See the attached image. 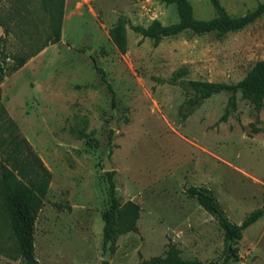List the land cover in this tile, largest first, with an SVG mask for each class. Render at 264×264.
<instances>
[{"label": "rangeland", "instance_id": "1", "mask_svg": "<svg viewBox=\"0 0 264 264\" xmlns=\"http://www.w3.org/2000/svg\"><path fill=\"white\" fill-rule=\"evenodd\" d=\"M221 1L234 17L264 2ZM190 2L195 17L217 16L210 0ZM0 15L11 29L0 43L9 53L44 42L40 0H0ZM121 17L125 53L109 33ZM179 19L177 4L163 0H66L62 40L0 79L10 117L0 121V144L25 138L52 174L36 221L41 264H102L108 255L110 264H139L173 245L188 259L223 263L228 251V264H264V215L229 247L217 218L187 194L192 185L211 188L236 223L264 208V107L241 92L229 105L232 92L223 91L188 109L200 95L192 81L237 83L264 60V15L241 30H186L159 44L133 28ZM106 155L120 201L140 207L136 229L114 249L104 242ZM12 241L0 236V264H25Z\"/></svg>", "mask_w": 264, "mask_h": 264}, {"label": "trees", "instance_id": "2", "mask_svg": "<svg viewBox=\"0 0 264 264\" xmlns=\"http://www.w3.org/2000/svg\"><path fill=\"white\" fill-rule=\"evenodd\" d=\"M163 1L168 4H177L180 16L178 22L163 24L161 21L155 20L148 26L133 25V28L142 33L144 37L153 38L155 44H159L164 37L178 35L186 30L200 34L210 32L226 34L230 31L241 30L264 15V2L246 15L234 17L229 14L221 0H210L217 10V16L211 19H199L194 15L190 0ZM40 4L48 21V31L44 42L34 49L14 54L9 53L5 47H0V79L5 76L8 69L20 70L43 49L62 40L66 0H40ZM127 24L128 20L121 17L109 31L112 40L122 53L127 52L128 49ZM0 25L4 29L0 43H6L11 29L1 15ZM94 64L103 80L107 81L105 70L99 66L95 58ZM191 84L200 95L191 101L188 109L199 104L201 99L209 98L223 91H231L229 105L234 106L236 93L241 92L243 98L248 99L257 111H261L264 107V60L258 61L237 83L192 81ZM109 88L113 92L115 102V92L110 83ZM230 113L231 109L228 107L222 120H226ZM5 119H10V117L0 100V121ZM106 175L109 181L110 204L103 212L104 242L106 246L114 249V244L121 234L136 229L140 207L133 201L122 203L117 196L115 171H107ZM51 178V171L25 138H19L10 147L1 142L0 236L8 233L9 238L13 239L12 249L22 257L25 264H41L36 255V221L44 206ZM187 194L196 198L205 210L217 218L225 231V240L229 247L242 239L244 231L264 215V208H257L250 212L241 223H236L230 219L211 188L192 185L187 188ZM230 257L231 254L227 251V258L223 263L188 259L184 258L180 249L173 245L166 255H155L143 259L139 264H228ZM102 264L110 263L104 260Z\"/></svg>", "mask_w": 264, "mask_h": 264}, {"label": "water", "instance_id": "3", "mask_svg": "<svg viewBox=\"0 0 264 264\" xmlns=\"http://www.w3.org/2000/svg\"><path fill=\"white\" fill-rule=\"evenodd\" d=\"M105 168H106L107 171H111L112 170V165H111V163L109 161V155H106V167ZM109 252H110V249H109ZM109 252H108V254H109ZM109 259H110V257L108 255L106 260L109 261Z\"/></svg>", "mask_w": 264, "mask_h": 264}]
</instances>
